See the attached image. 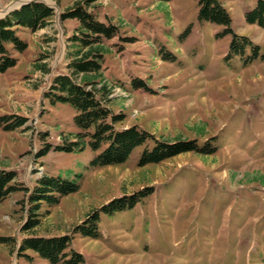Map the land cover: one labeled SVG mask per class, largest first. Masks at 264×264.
I'll return each instance as SVG.
<instances>
[{
  "label": "rangeland",
  "instance_id": "374dc122",
  "mask_svg": "<svg viewBox=\"0 0 264 264\" xmlns=\"http://www.w3.org/2000/svg\"><path fill=\"white\" fill-rule=\"evenodd\" d=\"M77 1L0 0V19L34 2L52 9L45 28L18 29L27 48L12 51L16 66L0 74V117L24 119L12 131L0 126V172H12L9 184L19 188L0 202V264H49L20 251L23 240L65 235L85 264H264V29L244 19L253 0L223 5L234 33L259 47L256 59L249 48L242 56L231 51L221 27L200 24L197 0L93 3L97 17L118 27L104 42L102 68L107 108L125 117L116 127L214 150L138 167L136 148L126 163L96 169L88 166L89 149L54 151L72 140L74 112L45 97L53 78L66 73L77 22L60 15ZM44 147L50 151L39 157ZM42 175L74 180L80 189L55 206L41 203L39 225L23 230ZM145 188L153 193L131 211L100 215L99 237L75 233L102 206Z\"/></svg>",
  "mask_w": 264,
  "mask_h": 264
},
{
  "label": "trees",
  "instance_id": "16d2710c",
  "mask_svg": "<svg viewBox=\"0 0 264 264\" xmlns=\"http://www.w3.org/2000/svg\"><path fill=\"white\" fill-rule=\"evenodd\" d=\"M98 0H79L68 7L61 15L62 21L77 22L73 34L68 38L69 48L66 54V73L57 74L45 94L49 103L68 105L74 112L72 140L58 145L54 151L70 153L73 151H91L90 168L118 166L127 162L136 148H141L137 161L138 167L159 164L167 159L183 153L210 155L205 145L199 146L196 140L175 142L162 141L155 138L146 130L137 126L117 128L116 125L125 118L122 114H114L107 108V97L110 93L106 82L102 78V68L105 49L104 42L118 35V27L109 19L101 20L94 12L92 5ZM168 3L173 0H156ZM224 0H197V21L209 23L222 28L221 36L230 35L229 48L242 56L246 48L252 52L253 59L258 57L259 47L245 36H239L232 29V18L223 5ZM52 16V9L34 2L12 11L0 19V74L14 68L17 58L12 51L21 54L27 44L18 35V29L27 28L32 32L43 29ZM249 25L264 29V0H253V4L244 14ZM132 38L126 39L131 41ZM264 60V56H261ZM99 86V87H98ZM133 87L145 88L140 81L134 80ZM9 116L0 117V126L4 131H12L24 123V119L17 118L8 122ZM4 122L6 124L2 125ZM50 151L44 147L39 151V157ZM15 178L12 172H0V202L10 193L18 191L9 183ZM29 195L31 203V218L26 222L23 230H32L39 225L38 211L41 203L55 206L60 199L79 191L80 185L74 180L60 176L42 175L35 183ZM153 193L151 188H145L131 196H124L101 207L99 212L87 216L84 224L75 233L87 238H97L100 215L112 217L134 209L135 205ZM71 238L67 235L60 237H30L23 240L20 251H31L49 264H85L79 252L70 247ZM27 258L29 256L24 254Z\"/></svg>",
  "mask_w": 264,
  "mask_h": 264
},
{
  "label": "bare ground",
  "instance_id": "6f19581e",
  "mask_svg": "<svg viewBox=\"0 0 264 264\" xmlns=\"http://www.w3.org/2000/svg\"><path fill=\"white\" fill-rule=\"evenodd\" d=\"M18 4H19V3H15V4H13V5H15V6H16V5H18ZM13 7H14V6H13Z\"/></svg>",
  "mask_w": 264,
  "mask_h": 264
}]
</instances>
